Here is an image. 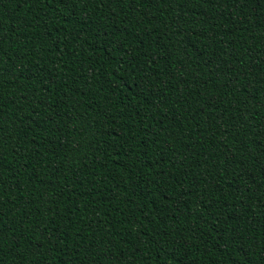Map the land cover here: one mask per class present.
Instances as JSON below:
<instances>
[{
	"label": "trees",
	"instance_id": "1",
	"mask_svg": "<svg viewBox=\"0 0 264 264\" xmlns=\"http://www.w3.org/2000/svg\"><path fill=\"white\" fill-rule=\"evenodd\" d=\"M0 264H264V0H0Z\"/></svg>",
	"mask_w": 264,
	"mask_h": 264
}]
</instances>
